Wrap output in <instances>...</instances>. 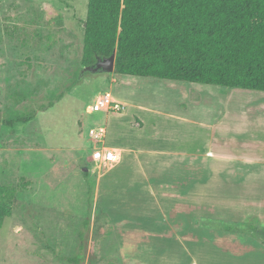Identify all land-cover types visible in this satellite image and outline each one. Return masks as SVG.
Segmentation results:
<instances>
[{
  "label": "rangeland",
  "instance_id": "obj_1",
  "mask_svg": "<svg viewBox=\"0 0 264 264\" xmlns=\"http://www.w3.org/2000/svg\"><path fill=\"white\" fill-rule=\"evenodd\" d=\"M88 2L0 0V188L16 190L0 202V264H71L66 258L79 252L81 232L83 264H181L180 250L193 254L182 242L192 220L246 219L263 230L254 210L264 202L263 179L214 177L203 165L197 174L187 165L163 169L154 159L170 151L205 154L204 140L191 137L200 123L248 136L223 135L214 147L219 155L264 159V92L85 69ZM104 95L124 112L91 113ZM31 111L32 121L17 122ZM103 125L106 145L120 149L115 162L91 158L89 131ZM209 164L216 175L233 166ZM235 241L213 240L218 248ZM228 253L199 260L227 264Z\"/></svg>",
  "mask_w": 264,
  "mask_h": 264
},
{
  "label": "trees",
  "instance_id": "obj_2",
  "mask_svg": "<svg viewBox=\"0 0 264 264\" xmlns=\"http://www.w3.org/2000/svg\"><path fill=\"white\" fill-rule=\"evenodd\" d=\"M84 24L85 69L115 55L119 75L264 92V0H89ZM35 115L24 113L17 122ZM15 194L0 188V202ZM89 226L86 219L84 229ZM222 229L264 244V229L251 221ZM84 237L81 232L79 252L66 258L71 264L85 261Z\"/></svg>",
  "mask_w": 264,
  "mask_h": 264
},
{
  "label": "crops",
  "instance_id": "obj_3",
  "mask_svg": "<svg viewBox=\"0 0 264 264\" xmlns=\"http://www.w3.org/2000/svg\"><path fill=\"white\" fill-rule=\"evenodd\" d=\"M131 78H135V76H129ZM133 78V79H134ZM143 78V77H142ZM164 80V79H162ZM172 81V80H169ZM173 82H182V81H173ZM188 83V82H185ZM190 84H197V83H190ZM203 85V84H198ZM205 86H212V85H205ZM219 87V86H217ZM115 100V99H114ZM117 101V100H115ZM119 102V101H117ZM121 103V102H119ZM183 107V105H181ZM186 106V105H185ZM192 138L193 140H204L205 144V154L201 155L197 151H173L168 152V154H160L158 159H154L156 162L161 163L160 168L163 169H178V168H185L186 167L192 171V173H199L200 165H203L208 172L214 173L212 174L214 177L222 176L229 178H258L264 180V159L255 160L251 157H226L225 155H219L215 150L214 147L219 141H223L221 137L224 135V138L227 140L233 141L235 139L237 141L238 138L248 137L246 134L240 133H233L230 127L223 125L221 123L218 124H207V123H200L192 125ZM189 126H187L188 128ZM187 130V129H186ZM188 136V135H187ZM189 137V136H188ZM116 148V147H115ZM119 149V148H117ZM120 150V149H119ZM167 153V152H166ZM229 162L233 164L231 166L230 172L220 173L216 175L215 172L210 171L211 162ZM254 170H259L262 172H254ZM178 171V170H177ZM195 171V172H194ZM196 175L191 174L187 177L195 178ZM199 177V176H198ZM263 183V182H262ZM264 186V184H263ZM260 194H264V187L262 190L259 191ZM210 209L209 207H206ZM243 210V208H241ZM246 209V208H245ZM254 210L260 212L263 215L261 218L262 225H264V202L259 203L254 207ZM256 217V216H254ZM235 221V220H234ZM250 221V220H249ZM248 222V220H237L235 223L225 222V221H216V219L206 218L200 219L197 218L196 220L190 221L187 227L189 230H185L182 227V236H184L182 242L187 244L192 251V257L188 255V253L182 249L181 254V264H185V257L191 258L190 264H203L201 262L202 259L199 260L200 254L211 255L216 250H222L229 252L228 256V263L227 264H264V244L262 242L257 241L253 238L249 233L246 232H229L222 229V226H237L241 223ZM225 236V237H232L236 241L232 244H227L224 248H218V246L213 242L217 236ZM191 236V237H190ZM192 238L193 240H190ZM204 244L203 248L201 245ZM187 246V248H188ZM185 248V247H184ZM227 248V249H225ZM180 254V255H181ZM213 254V255H214ZM207 260V259H206Z\"/></svg>",
  "mask_w": 264,
  "mask_h": 264
},
{
  "label": "built area",
  "instance_id": "obj_4",
  "mask_svg": "<svg viewBox=\"0 0 264 264\" xmlns=\"http://www.w3.org/2000/svg\"><path fill=\"white\" fill-rule=\"evenodd\" d=\"M125 110V105L115 101L112 96H99L93 106L91 113L104 112L107 115L121 114ZM108 129L107 126L93 127L89 131V137L93 143L92 160L98 163H110L120 159V150L106 145Z\"/></svg>",
  "mask_w": 264,
  "mask_h": 264
},
{
  "label": "water",
  "instance_id": "obj_5",
  "mask_svg": "<svg viewBox=\"0 0 264 264\" xmlns=\"http://www.w3.org/2000/svg\"><path fill=\"white\" fill-rule=\"evenodd\" d=\"M84 27H86V24H84ZM103 68L105 71L108 72H116V68H115V55H113L110 60H108L107 62H100L98 63V65L96 66L95 70H99L100 68ZM91 70H93L92 68H90ZM86 171H88L86 169Z\"/></svg>",
  "mask_w": 264,
  "mask_h": 264
}]
</instances>
